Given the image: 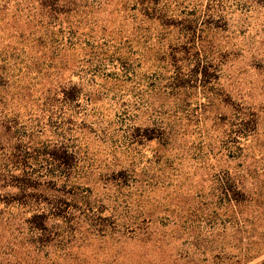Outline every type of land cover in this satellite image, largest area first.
Segmentation results:
<instances>
[{
    "label": "rangeland",
    "instance_id": "rangeland-1",
    "mask_svg": "<svg viewBox=\"0 0 264 264\" xmlns=\"http://www.w3.org/2000/svg\"><path fill=\"white\" fill-rule=\"evenodd\" d=\"M87 1L84 18L72 12L58 21L64 31H77L76 51L67 49L50 71L27 70L25 57L19 65L10 60L14 66L8 73L15 78L0 85V172L9 167L15 177L0 178V264H186L191 239L213 227L217 215L228 221L226 205L216 207L214 177L239 164L229 158L222 135L234 107L259 114L257 130L242 143L246 153H264V0L160 2L177 22L172 35L182 24L189 29L186 35L202 37L210 55L219 59L226 103L215 97L208 105L191 90L176 106L159 86L149 101L163 112L159 117L148 103L137 109L131 96L122 99L119 89L131 86L118 89L106 77L109 68L86 72L84 46L108 45L112 52L126 42L124 51L132 47L142 54L146 44L135 32L155 36L157 22L141 24L134 0ZM87 31L91 36L85 37ZM144 56L140 75L151 83L157 64L153 54ZM73 85L90 99L71 103L55 96L58 87ZM161 126L172 133L171 141L144 138L146 130ZM54 150L73 152L74 168L52 161ZM28 174L38 180L29 195L18 189ZM125 179L121 197L116 186ZM86 196L101 206L102 226H92L79 211ZM56 203L60 214H72L71 221L54 219L40 240L34 238L26 220ZM200 260L195 263L203 264Z\"/></svg>",
    "mask_w": 264,
    "mask_h": 264
},
{
    "label": "trees",
    "instance_id": "trees-1",
    "mask_svg": "<svg viewBox=\"0 0 264 264\" xmlns=\"http://www.w3.org/2000/svg\"><path fill=\"white\" fill-rule=\"evenodd\" d=\"M161 1L134 0L143 18L141 24L157 22L155 36L148 37L139 30L135 32L136 38L140 37L142 39L140 41L146 44V52L140 54L141 51L138 49L132 52V47L130 51H124L123 43H119V47H115L110 52L108 45L95 47L87 42L84 44L87 48L85 51L88 50L89 53L86 72L109 68L112 73L106 77L119 84L116 85L118 89L123 87V84L131 86L127 90L119 89L123 93H120L122 99L127 95L131 96L137 109L148 103L147 108L158 117L162 116L163 112L153 109L149 101L150 94L158 92L159 86L163 91L159 93L173 97L176 106L189 96L191 90L198 92L203 103L208 105L212 104L215 97H220L221 101L226 103V100L222 99L220 89L221 63H218V58L210 55L202 37L186 35L189 29L182 24L178 34L172 35L169 30L176 27L177 22L174 18L167 17L160 6ZM88 5L87 0H0V85L14 80L15 77L8 73V68L10 67V71L14 64H22V57L27 58L29 62L26 65L27 70L35 68L38 71L39 68L40 71H50L60 64L61 57L67 49L73 48L76 51L74 42L79 38L77 31L74 33L64 31L62 25L58 23L59 17L74 12L82 19L85 17V7L87 8ZM79 29L78 26L77 30ZM91 34V31H87L85 37ZM7 40H10V43L2 47V42ZM144 53L153 54L152 61L157 64V73L153 79H150L151 83L146 81L149 78L140 75L142 73L139 71L142 64L147 62ZM10 60H13L14 64L10 63ZM83 73L85 75V68ZM55 96L76 103L85 99L88 101L91 95L85 94L82 88L73 85L58 87ZM234 108L235 111L222 135L226 137L230 146L229 158L239 164L233 169L219 171L214 177V197L217 196L218 204L216 207L226 205L228 221L217 215L213 227L204 230L205 232L201 231L198 237L191 239L187 244V251L184 252L186 264H197L195 263L197 258L201 259L200 263L203 264H210L208 263L210 259L212 264H251L263 255L264 156L262 155L264 153H261V157L256 151L246 153L242 143L257 130L259 114L241 106ZM143 136L147 140L159 136L168 141L173 137L172 133L162 126L158 129L146 130ZM49 156L52 161L65 164L70 169L74 168L76 163L73 152L69 154L67 151L54 150ZM7 168L9 167H4L3 174L0 172V178L14 179ZM36 181L38 180L33 179L31 175H25L19 182L18 189L29 195L27 190L35 189ZM128 181L125 179L124 184L119 181L116 186L121 197L120 190ZM73 198L77 202L76 198ZM118 199V196H115L111 201L116 205ZM83 202L79 211L92 226H102V223L98 222V219H101L98 216L101 214L99 210L101 206H96L88 196ZM60 213L61 205L56 203L51 204L49 209L42 208L41 211L30 215L26 224L33 232L34 238L40 240L54 219H61L65 223L71 221L72 214ZM255 264H264V258Z\"/></svg>",
    "mask_w": 264,
    "mask_h": 264
}]
</instances>
